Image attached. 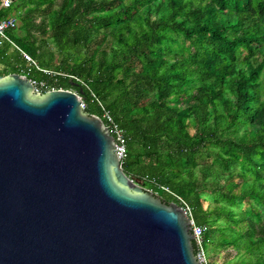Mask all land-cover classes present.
I'll use <instances>...</instances> for the list:
<instances>
[{"label": "trees", "instance_id": "1", "mask_svg": "<svg viewBox=\"0 0 264 264\" xmlns=\"http://www.w3.org/2000/svg\"><path fill=\"white\" fill-rule=\"evenodd\" d=\"M4 15L1 76L103 106L126 174L206 227L207 264L230 248L222 264H264V0H12Z\"/></svg>", "mask_w": 264, "mask_h": 264}, {"label": "water", "instance_id": "2", "mask_svg": "<svg viewBox=\"0 0 264 264\" xmlns=\"http://www.w3.org/2000/svg\"><path fill=\"white\" fill-rule=\"evenodd\" d=\"M0 75V264H200L191 217L122 168L80 93Z\"/></svg>", "mask_w": 264, "mask_h": 264}, {"label": "built area", "instance_id": "3", "mask_svg": "<svg viewBox=\"0 0 264 264\" xmlns=\"http://www.w3.org/2000/svg\"><path fill=\"white\" fill-rule=\"evenodd\" d=\"M12 0H0V10H3L5 8H8V6L11 4ZM16 25V19L13 16L4 15L0 18V39L2 41H9L11 44L15 45L13 40L8 34V30L15 27ZM24 55L27 57V59H30V56H28L25 52H23ZM42 71L47 72L48 74H54L51 70L42 69ZM33 83V89L32 91L34 93H44L47 90L54 89L53 86H48L44 79H32L30 78ZM84 107V103H82ZM102 117L107 121L106 125L109 127L111 133L114 135L115 138V151L118 155V159L122 162V158L126 155V138L123 129L116 123L111 115V113L105 109L102 106ZM166 190H169L167 187H164ZM179 201L178 204L181 205V207L190 215L191 217V230L194 234L193 237V245H194V251L197 256V259L200 261V264H207L208 258L206 255V249L204 246V231L206 230V227L201 224H197L192 216V210L188 203L181 198L180 196H177Z\"/></svg>", "mask_w": 264, "mask_h": 264}, {"label": "rangeland", "instance_id": "4", "mask_svg": "<svg viewBox=\"0 0 264 264\" xmlns=\"http://www.w3.org/2000/svg\"><path fill=\"white\" fill-rule=\"evenodd\" d=\"M3 41L0 39V44L2 43ZM49 46L51 47V49L54 48V46L50 43L49 41ZM55 50V49H53ZM2 68V65L0 64V69ZM235 253V250L234 249H224V250H221L219 253H216L218 255H215V257H217V264H222L224 262V260Z\"/></svg>", "mask_w": 264, "mask_h": 264}]
</instances>
